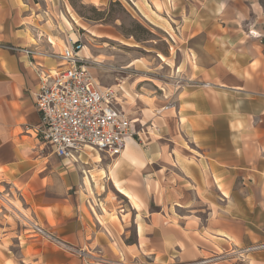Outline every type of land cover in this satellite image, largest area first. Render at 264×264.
<instances>
[{"label":"crops","instance_id":"1","mask_svg":"<svg viewBox=\"0 0 264 264\" xmlns=\"http://www.w3.org/2000/svg\"><path fill=\"white\" fill-rule=\"evenodd\" d=\"M133 1L144 21L179 45L176 68L186 78L169 93L150 76L138 81L141 123L152 122L154 134L145 145L129 138L110 163L91 148L78 160L46 148L34 129L41 122L34 93L38 71L60 64L51 55L60 45L27 35L19 0L12 20L0 21V188L12 201L0 202V264H128V254L165 264H264L263 248L248 251L246 261L228 259L229 244L264 239L257 228L222 210L211 221L213 204L234 199L238 185L250 186L245 197L256 200L264 180V0H176L186 11L171 17L157 0ZM84 155L101 163L88 164ZM95 170L103 171V190ZM149 183L158 210L138 201L140 185ZM31 219L58 240L29 234Z\"/></svg>","mask_w":264,"mask_h":264},{"label":"rangeland","instance_id":"2","mask_svg":"<svg viewBox=\"0 0 264 264\" xmlns=\"http://www.w3.org/2000/svg\"><path fill=\"white\" fill-rule=\"evenodd\" d=\"M1 1L6 6L5 8L0 7V21L5 19L11 21L13 14L15 16L16 13L15 6L12 7L13 0ZM184 2L187 4L188 0H184ZM175 3L176 0H157L155 2L166 17L173 16L178 10L184 12L185 7L178 9V7H175L177 6ZM19 4L26 8L23 11L20 10V25L27 29V35L31 39L33 35L42 39L45 38L49 43V38L54 39V41L62 43L60 45L62 51L65 43L70 45V42L73 41L70 38V36L73 37L72 32L78 35L76 45L81 47L80 54L85 59V65L94 73L100 84L105 87L114 84L121 85L118 87L120 89L118 94L120 104L127 107V114H130L133 122L134 118L140 119L133 123L134 137L138 143L145 145L146 135L152 136L154 132L151 128H148V126L153 125L152 122L146 123V125L141 123L143 103L138 99L142 98L138 92L143 91V89H141L138 81L150 76L153 81L166 87L167 93L172 91L174 87L181 86L186 78L181 74L185 76L186 69L179 68L178 70L176 68V63L181 56L178 53L179 45L172 39L167 38L164 30L144 21L137 7L140 3L137 4L133 0H19ZM50 44L53 46V43ZM85 44L89 47V58H86L82 53ZM179 44L186 48V42L180 41ZM51 53L57 55L58 51L52 50ZM163 58L166 60L165 62L162 61ZM190 83L191 85L194 84ZM148 112L153 115L152 112ZM46 146L48 150L53 151L50 145L46 144ZM116 157L107 156L105 161L110 163ZM83 161L94 165L101 163L97 155L95 157L84 155ZM92 174L97 181L105 179L102 170L101 172L95 170ZM262 178L264 179V169L261 170ZM104 185L102 181L98 190H103ZM130 185L134 187L138 185L136 174L131 177ZM140 186L141 188L136 193L138 198L140 197L142 200L138 199V201L149 206L148 210H158L156 201L150 197L156 185L149 183L146 187ZM249 188L251 187L247 185H238L237 190L234 191V199L222 201L220 206L213 204L214 215L211 218L213 224L219 219L215 215L218 214L219 210H222V214L227 215L228 218H240L248 226L257 228L264 235V180H261L258 188L259 196L256 200L245 197ZM2 191L3 187L0 188V202L10 206L12 201L8 195H3L4 192L2 194ZM240 194L244 198L236 199ZM111 198L118 199L121 203L127 205V199L115 190H111ZM113 209V219L118 222L116 216L118 208ZM193 219L199 222L198 218ZM33 222L35 221L31 219L28 223V227H31L29 234L39 238L40 235L33 232ZM40 238L51 241L58 240L53 233H51L50 238L42 236ZM254 242L252 246H264V239L255 240ZM252 246L233 248L229 244L230 255L228 259L235 263L246 261L248 249ZM262 248L264 249V247ZM259 250H252L251 252ZM150 256L145 255L140 258L128 254V259L124 261L128 264H165L155 262ZM119 258L121 259V257ZM111 261L113 262V260H105L108 263ZM120 261L122 262V260ZM120 261L115 260L113 263L116 264Z\"/></svg>","mask_w":264,"mask_h":264},{"label":"built area","instance_id":"3","mask_svg":"<svg viewBox=\"0 0 264 264\" xmlns=\"http://www.w3.org/2000/svg\"><path fill=\"white\" fill-rule=\"evenodd\" d=\"M76 43L73 40L58 52L57 68L38 71L40 86L34 99L41 122L34 129L54 153L64 159L78 160L88 148L108 157L119 156L128 139L134 137V122L120 104L119 88L100 84L85 65L81 47ZM26 52L32 51L27 49ZM32 229L42 237H51V233L36 222ZM262 247L252 246L248 250Z\"/></svg>","mask_w":264,"mask_h":264},{"label":"bare ground","instance_id":"4","mask_svg":"<svg viewBox=\"0 0 264 264\" xmlns=\"http://www.w3.org/2000/svg\"><path fill=\"white\" fill-rule=\"evenodd\" d=\"M89 32L90 33H92V35H94V33L91 31V30H89ZM72 34H73V37L72 36H70V38H72V40H77L78 39V35L76 34V33H74V32H72ZM59 45H62V43H60V42H56V41H54V39H53V46L54 47H56V46H59ZM82 53H83V55L86 57V58H89V47H88V45L87 44H85L84 45V47L82 48ZM164 59V58H163ZM165 60V59H164ZM1 194V193H0Z\"/></svg>","mask_w":264,"mask_h":264}]
</instances>
